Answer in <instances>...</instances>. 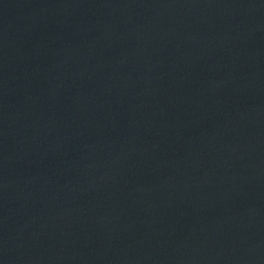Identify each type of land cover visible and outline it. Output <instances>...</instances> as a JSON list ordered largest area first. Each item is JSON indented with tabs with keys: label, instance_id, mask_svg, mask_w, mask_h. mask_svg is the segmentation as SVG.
<instances>
[{
	"label": "water",
	"instance_id": "water-1",
	"mask_svg": "<svg viewBox=\"0 0 264 264\" xmlns=\"http://www.w3.org/2000/svg\"><path fill=\"white\" fill-rule=\"evenodd\" d=\"M0 264H264V0H0Z\"/></svg>",
	"mask_w": 264,
	"mask_h": 264
}]
</instances>
